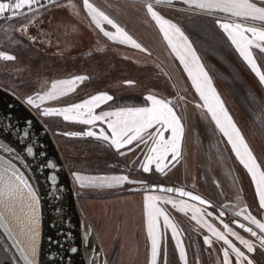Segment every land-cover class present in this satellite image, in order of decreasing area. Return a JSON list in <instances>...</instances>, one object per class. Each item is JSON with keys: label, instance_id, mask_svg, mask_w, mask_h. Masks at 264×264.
Returning a JSON list of instances; mask_svg holds the SVG:
<instances>
[{"label": "rangeland", "instance_id": "rangeland-1", "mask_svg": "<svg viewBox=\"0 0 264 264\" xmlns=\"http://www.w3.org/2000/svg\"><path fill=\"white\" fill-rule=\"evenodd\" d=\"M181 11L173 12L175 15L173 20L186 23L185 29L193 36L192 46L225 110L240 129L257 162L264 169V85L259 83L255 73L240 56L238 60L232 56L227 57L223 49H216L215 45L209 44L210 33L205 31L204 34L200 32L199 26L196 27V21L199 20L196 14ZM199 16L206 21L210 30L214 29L220 34L216 23L218 17ZM58 19L72 21L70 15L65 13H61ZM25 21L27 20L22 18H11L0 22V53L14 57L13 60L0 59V87L23 102L51 133L76 186L78 206L87 227L95 234L104 257L103 264H150L151 244L147 236L144 197L154 194L176 199L178 202L180 200L157 192H134V188L150 184L183 188L199 195L211 204L201 216L204 221L223 232L222 219L244 238L253 239L236 226L237 222L245 221L234 215L235 211L247 206L257 219L264 220V210L259 209L251 177L237 160L226 138L215 127L206 109L197 107L203 103H200V97L194 90L193 92L189 90L188 83L191 81L167 46L142 45L146 51H140L129 45L105 44L97 40L93 31L84 28L79 37L81 43H77L76 36L69 32L73 40H70V44L74 43L77 50L66 56L31 43L28 32L22 31L25 28ZM76 27L81 29L78 25ZM257 62L264 72V56H257ZM214 74L224 79L229 86H224V82L217 80ZM78 76L86 79L78 81L74 90L46 102L41 109L68 107L98 94H107L113 99L96 108L95 114L146 106L148 102L145 97L148 95L170 101L184 126L179 158L176 161L169 158L166 161L169 166L163 173L156 171L155 163L151 164L150 171L145 173L141 165L151 145L147 133H145L147 143L134 141L133 144L121 149L124 153L121 155L105 141L82 135H65L70 132L87 131L91 126L65 121L62 116L45 117L41 114V109H34L25 103L28 97L35 98L37 94L49 91L53 82L71 80ZM125 82H132L133 85L124 86ZM248 88L257 100L254 97L251 99L247 97ZM242 106L254 112L256 118L254 125L248 121V116L241 109ZM101 129L105 130L107 135H111L107 124L97 122L94 130L99 133ZM73 173L86 178L125 175L129 179L143 183H125L112 188L101 186L81 188L76 183ZM185 202L190 206L205 207L187 200ZM91 204L101 205L105 216L111 220L112 217L115 218L110 233L107 234L109 235L107 246L103 241L106 236L103 237L99 230L102 219L90 211L88 206ZM118 204L133 205L129 213L130 225L127 233L130 235V241L127 243L121 241L125 214L113 211V207ZM225 205H228L223 208L225 216L218 219V211ZM158 207L167 213L177 227L178 238L186 252L187 264H222L223 249L226 246L214 236L211 237V246L205 245L204 237L210 234L206 228L191 218L190 210L185 214L173 208L171 204L162 202H158ZM207 212H211L212 215H208ZM159 225L162 238L157 264H183L179 259L171 230L163 228L162 217ZM229 239L237 247H241L232 237ZM124 250L125 255L122 254ZM246 254L252 259L253 264H264V249L257 246L253 253ZM232 260L235 261L234 256Z\"/></svg>", "mask_w": 264, "mask_h": 264}, {"label": "snow or ice", "instance_id": "snow-or-ice-1", "mask_svg": "<svg viewBox=\"0 0 264 264\" xmlns=\"http://www.w3.org/2000/svg\"><path fill=\"white\" fill-rule=\"evenodd\" d=\"M160 2L161 0H144L147 13L156 22L167 47L183 67L195 92L203 102L202 105L198 104L197 107L206 109L215 127L222 133L231 146V150L239 163L247 170L255 186V196L258 199L259 209L264 210V169L257 162L240 129L225 110L221 99L212 85L210 77L201 64L197 52L188 38L179 26L164 19L154 10V3L159 4ZM167 2L171 5L173 0H167ZM52 3H55V0H16L15 3L9 0V2H0V15H4L6 19L14 18L25 8L30 11L35 9L38 12L40 8ZM83 3L92 22L104 37L110 41L127 44L140 51H146L141 44L136 42L113 19L96 8L89 0H83ZM182 3L187 5L189 10L198 9L210 16H214L216 13L225 14L228 19L216 20L218 27L226 35L227 39L234 46L243 61L246 62L250 70L255 73L259 83L264 85V72L261 71L257 62V56H264V7L257 6L252 0H182ZM260 3L264 4V0H260ZM9 11H11V17L7 15ZM248 21L258 23L249 24ZM102 22L115 29V33L106 31L102 26ZM26 30V27L22 29V31ZM0 59L13 60L14 57L0 53ZM84 79L86 77L78 76L71 80L53 82L49 91L43 94H37L35 98L28 97L25 103L34 109H41V106L46 102L58 99L59 96L74 90L77 82H82ZM112 99L110 95L98 94L84 100L82 103L73 104L68 107L42 108L41 114L45 117L62 116L65 121L91 126L87 131L80 133L70 132L65 133V135H82L105 141L121 155H124L121 149L133 144L134 141H144L147 143L145 140V133H147L148 138L151 140V145L145 161L142 162L141 166L143 171L148 173L150 171V165L155 163L156 171L163 173L169 166L166 161L169 158L171 161H176L181 155V142L184 136V126L180 117L171 106V102L148 95L145 97V100L148 102L146 106L103 111L95 114L94 110L96 108ZM97 122L107 124V129L111 132V135H107L103 129L97 133L94 130ZM149 129L153 131H149ZM165 133L169 135L166 136ZM23 150L26 156L33 154L32 147L25 146ZM0 152H4L11 157V159L0 158V170L13 176L15 181L27 189L30 195L35 198L36 194L33 192L28 180L25 179L15 163L12 162L13 160L19 159L16 155L17 150L10 146L8 142H3L0 143ZM46 166L49 169L54 167L51 161H47ZM73 177L81 188L96 186L112 188L120 187L125 183H143V181L129 179L125 175L86 178L78 173H73ZM49 179L54 180L55 177H49ZM143 191L151 192L153 189L145 188ZM155 191L165 194L176 193L179 197L188 198L190 201L197 202L200 206L211 207L208 201L199 195L185 191L183 188H157ZM158 202L171 204L173 208L185 214L190 210L192 212L191 218L197 224L206 228L210 234L204 237V244L211 246V237L214 236L217 241H222L223 245L226 246L223 249L222 264H253L252 259L246 253H253L257 246L260 249H264V220L257 219L248 210L247 206L242 207L239 211H235L234 215L245 221V223L237 222V227L248 233L253 238L251 240L244 238L238 232L234 231L222 219L223 232L218 231L212 224L204 221L201 216L206 211V207L190 206L184 199H180L178 202L176 199L164 198L154 194L145 195L144 208L147 220V236L151 244L150 264H157L158 256L161 253L162 233L159 225L161 217L163 218V228L165 230H171V236L175 241V247L178 251L180 261L183 264H187L183 243L178 238V229L167 213L158 207ZM226 207L228 205L222 206L217 217L218 219L225 215L223 208ZM207 214L212 215L211 212H207ZM229 237H232L241 247H237ZM70 251L75 253L77 249L73 247ZM233 256L235 257L234 262L232 260Z\"/></svg>", "mask_w": 264, "mask_h": 264}, {"label": "water", "instance_id": "water-1", "mask_svg": "<svg viewBox=\"0 0 264 264\" xmlns=\"http://www.w3.org/2000/svg\"><path fill=\"white\" fill-rule=\"evenodd\" d=\"M123 85L132 86L133 83L125 82ZM3 142H8L17 150L19 159L12 162L36 194L34 198L28 192L39 220V240L32 264H92L94 260L97 264H103L104 257L95 234L87 227L78 206L76 186L51 133L23 102L0 87V143ZM25 146L33 148L31 156L25 155ZM0 158L11 159L4 152H0ZM47 161H51L54 167L47 168ZM49 177L55 179L50 180ZM167 187L150 184L136 187L134 192H145L143 189L152 188L151 192L162 193L155 189ZM166 195L198 204L176 193ZM73 247L77 252L70 251ZM26 261L0 216V264H26ZM27 264L30 263L27 261Z\"/></svg>", "mask_w": 264, "mask_h": 264}, {"label": "crops", "instance_id": "crops-1", "mask_svg": "<svg viewBox=\"0 0 264 264\" xmlns=\"http://www.w3.org/2000/svg\"><path fill=\"white\" fill-rule=\"evenodd\" d=\"M89 2L92 3L96 8L104 12L106 15H108L111 19H113L139 44L147 46H167L162 34L159 31L158 26L156 25V22L148 15L144 0H89ZM252 2L256 3L257 6L264 7V4H261L260 0H252ZM52 4L40 8L38 12L35 9L30 11L25 8L20 13H18L16 17H14L22 18V20H27L25 21L26 24H24L26 29L28 30H26V32H28L29 41L31 43L35 42L34 31L37 29V23H39L43 19L49 18L51 15H53V17L55 15V17L50 22H53L54 19L57 18V22H55L54 24L59 25L58 28L61 33H59L58 35L59 39L62 40L61 42L63 45H71L70 40H72L71 35L69 36V38H66L64 36V32H73L72 34L76 36V42L78 43L80 42L79 37L82 35L83 29L85 28L87 30H91V32L93 31L98 41H102L103 43L110 45L127 46V44L110 41L103 36L99 29L96 28L95 24L92 22L87 11L85 10L83 0H55V3ZM154 10L164 19H167L168 21L179 26L192 45L193 42L191 41V37L185 30L184 23H178L174 21L173 19H175V15L173 14V12H175V10L177 12L182 10L181 12H186L188 14L194 13L197 16H210L198 9L189 10L187 8V5L182 3V0H173L171 5L168 4L167 0H161L159 4L154 3ZM61 13L69 14L70 18H72V21L58 19L61 16ZM214 16L216 18L218 17V19L220 20L228 19L223 13H216ZM48 22L49 21H46V23ZM248 23L256 24L258 22L248 21ZM77 25L80 26L81 29H77ZM102 26L106 31L115 33V29L111 28L110 25L102 22ZM38 27H40V25ZM218 29L222 31L219 27ZM100 35H102V37ZM56 39L58 40V37H56ZM59 44L61 45V43ZM74 45L75 44L73 43V45L71 46ZM61 54L64 55V53ZM188 88L192 92L193 90L195 91L191 82L188 83ZM200 103L203 102L200 101Z\"/></svg>", "mask_w": 264, "mask_h": 264}, {"label": "bare ground", "instance_id": "bare-ground-1", "mask_svg": "<svg viewBox=\"0 0 264 264\" xmlns=\"http://www.w3.org/2000/svg\"><path fill=\"white\" fill-rule=\"evenodd\" d=\"M88 207L95 216L102 219L99 230L103 237L106 236L103 241L107 246L109 239L107 234L110 233V227L114 224L115 218L112 217L111 220L108 216H105L103 207L99 204H91ZM132 207V204H118L113 207L115 213L125 214L123 217L124 232L121 237L123 243L130 241L127 228L130 225L129 213ZM0 216L25 259L32 264L35 260L39 240V220L36 206L28 191L22 185H19L13 176L2 170H0ZM122 254L125 255L126 251L124 250ZM92 264H97V262L94 260Z\"/></svg>", "mask_w": 264, "mask_h": 264}, {"label": "trees", "instance_id": "trees-1", "mask_svg": "<svg viewBox=\"0 0 264 264\" xmlns=\"http://www.w3.org/2000/svg\"><path fill=\"white\" fill-rule=\"evenodd\" d=\"M6 0H0V2H5ZM54 17H55V15H54ZM53 15H51L49 18H47V19H43L42 21H40L39 23H37V29L34 31V37H35V42L34 43H36V44H38V45H40V46H42L43 47V45H42V40H43V37H45L46 36V34H49V38H50V40H49V42H50V44L51 45H53L54 43H53V41H51V40H54V39H56V36H57V33H61L60 32V30H59V25L57 24H54L55 22H57V18L56 19H54V21L53 22H50L53 18ZM197 17H199V20L198 21H196L197 22V24H196V27L197 26H199L198 28L199 29H201L200 30V32H204V34H205V31L206 32H208V33H210V42L211 43H209V44H211V45H215L216 46V49H223L224 50V52H225V55L227 56V57H229V56H232L233 58H235V59H237L238 60V58H239V53L238 52H236V50H235V48H234V46L233 45H231V43H230V41L227 39V37H226V35L223 33V31H220L219 29H218V27H217V30L220 32V34H221V37H220V34H218V32H216L214 29H212V30H210L209 29V27H208V25H207V23H206V21L202 18V17H200V16H197ZM201 18V19H200ZM188 20V19H187ZM46 21H49L48 23H46ZM190 21V20H189ZM190 23V22H189ZM192 24H194V23H192ZM40 25V27H38ZM184 25H186V23L184 24ZM198 28H197V30H198ZM35 29V28H34ZM186 30V29H185ZM186 32L189 34V36L191 37L190 39L192 40L193 39V36L191 35V33L188 31V30H186ZM63 33V32H62ZM73 32H71V34H72ZM64 36L66 37V38H69V36H70V33L69 32H67V33H65L64 32ZM42 39V40H41ZM203 43V42H202ZM194 44H196L195 42H194ZM66 47H68V48H70V46L68 45V46H66ZM194 47H195V45H194ZM44 48V47H43ZM48 50H51L53 53L55 52V53H57V54H59L58 53V51L55 49V48H53V47H50V48H47ZM64 55H72V54H70V53H65ZM200 56V55H199ZM230 64V63H229ZM231 65V64H230ZM235 75V74H234ZM214 77H217V80H219V81H222V82H224V79H222V78H220L217 74H214ZM236 77H238V76H236ZM229 86L228 84H227V82L225 81L224 82V86ZM249 90L247 91V97L248 98H252V97H254V96H252V91L250 90V88H248ZM255 99H256V97H254ZM257 100V99H256ZM241 109L245 112V114L248 116V121L251 123V125H254V120L256 119L255 118V114H254V112H252V109H251V111L249 110V108L247 109L246 108V106H242L241 107Z\"/></svg>", "mask_w": 264, "mask_h": 264}, {"label": "flooded vegetation", "instance_id": "flooded-vegetation-1", "mask_svg": "<svg viewBox=\"0 0 264 264\" xmlns=\"http://www.w3.org/2000/svg\"><path fill=\"white\" fill-rule=\"evenodd\" d=\"M56 37H58V40L57 39H54V40H51V41H53V45H51L50 44V42H49V40H50V38H49V34H46V36L45 37H43V40H42V45H43V47L45 48V49H47V48H50V47H53V48H55L59 53L61 52V53H70V54H72V53H74V52H76V50H77V46L76 45H74V47H71L70 45V48H68V47H66V46H68V45H63L62 44V40L61 39H59V35L57 34V36ZM59 43H61V45L59 44Z\"/></svg>", "mask_w": 264, "mask_h": 264}, {"label": "built area", "instance_id": "built-area-1", "mask_svg": "<svg viewBox=\"0 0 264 264\" xmlns=\"http://www.w3.org/2000/svg\"><path fill=\"white\" fill-rule=\"evenodd\" d=\"M7 2H9V0H7ZM10 2L15 3L16 0H10ZM7 15L10 17V16H11V11H9V12L7 13ZM5 19H6V18H5L4 15H0V21H3V20H5Z\"/></svg>", "mask_w": 264, "mask_h": 264}]
</instances>
